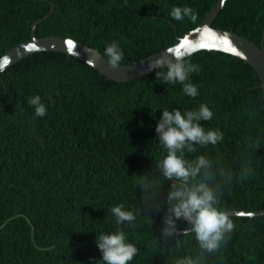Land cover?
<instances>
[{"label":"trees","instance_id":"1","mask_svg":"<svg viewBox=\"0 0 264 264\" xmlns=\"http://www.w3.org/2000/svg\"><path fill=\"white\" fill-rule=\"evenodd\" d=\"M54 10L36 26L37 36L73 37L98 49L117 42L121 63L160 51L194 29L217 0H51ZM51 5L45 0H0V56L32 38V23ZM173 7L192 9L196 19L175 20ZM212 25L260 44L264 0H226ZM105 56V55H104ZM106 57V56H105ZM107 58V57H106ZM198 95L180 83L165 84L157 69L129 81L108 79L64 52L30 54L0 78V264H103L100 234L123 231L138 248L129 264H264V213L229 215L235 227L218 251L202 252L195 234L164 240L166 193L159 170L167 149L155 129L163 109L182 113L206 103L207 130H219L216 145L184 151L212 163L217 207L264 208V93L255 69L220 50L186 58ZM47 112L35 116L30 98ZM151 184L156 194L144 189ZM136 215L117 224L112 207ZM157 204L159 207L157 208ZM183 230L187 222L176 221Z\"/></svg>","mask_w":264,"mask_h":264},{"label":"clouds","instance_id":"2","mask_svg":"<svg viewBox=\"0 0 264 264\" xmlns=\"http://www.w3.org/2000/svg\"><path fill=\"white\" fill-rule=\"evenodd\" d=\"M170 15L177 21L184 16L196 19L192 9L188 7H173ZM104 55L113 67H118L123 60V52L115 41L106 47ZM157 69H167L156 71V77L161 78L165 84L180 83L184 94L190 97L198 95L197 86L190 81V73L199 71V68L186 63L180 52L150 61L147 70L151 72ZM28 103L34 106L36 117L46 115V106L39 95L30 98ZM212 117L213 112L206 103L201 104L197 110L185 113L179 108L172 111L166 108L163 109L155 129L159 142L167 149V155L159 163V170L171 182L164 202L166 213L162 237L166 241L176 237L180 231L183 236L194 233L201 251L208 253L220 249L222 241L233 231L235 225L229 214L217 207L218 190L211 184L213 173L210 160L201 155L194 161H188L184 151L187 149L188 152H194V144L216 145L223 140V134L219 130L206 131L200 124V121L211 120ZM143 187L149 194L158 195L151 184ZM156 206L158 208L159 204ZM110 211L116 217L117 224L134 222L136 219L132 211L124 210L123 204L112 207ZM180 219L188 225L183 230L177 228L176 221ZM95 243L102 254L100 261L103 264H129L138 252L135 245L126 242L123 231L100 234ZM177 264H199V258L194 260L185 257Z\"/></svg>","mask_w":264,"mask_h":264},{"label":"water","instance_id":"3","mask_svg":"<svg viewBox=\"0 0 264 264\" xmlns=\"http://www.w3.org/2000/svg\"><path fill=\"white\" fill-rule=\"evenodd\" d=\"M49 11L42 17L36 19L32 23V38L25 42L15 45L6 53L0 56V78L1 73L35 52L43 50H53L64 52L68 55H74L85 61L108 79L115 81H129L144 74L149 73L148 64L161 56L166 58L170 55L180 52L183 59L199 50H220L234 55L247 64L251 65L258 73L260 78V87L264 93V31L260 44L239 34L234 30L222 29L212 25L214 19L222 9L226 0H217L216 4L206 13L201 23L194 29L186 32L183 36H178V41L160 51L152 53L140 60H134L130 63H120L118 67H113L98 49L91 47L81 40L73 37H62L60 35L37 36L36 26L44 19L50 16L54 10V4L51 0ZM227 39L230 44L225 45L224 40ZM71 42V44H69ZM235 49V51H233ZM171 50V52H169ZM91 61V63H89ZM229 215L234 216H254L264 213L263 209L257 210H237L225 209Z\"/></svg>","mask_w":264,"mask_h":264},{"label":"snow or ice","instance_id":"4","mask_svg":"<svg viewBox=\"0 0 264 264\" xmlns=\"http://www.w3.org/2000/svg\"><path fill=\"white\" fill-rule=\"evenodd\" d=\"M69 44H71V42H69ZM224 44H225V45H229L230 42H229L227 39H225V40H224ZM233 51H235V49H233Z\"/></svg>","mask_w":264,"mask_h":264}]
</instances>
